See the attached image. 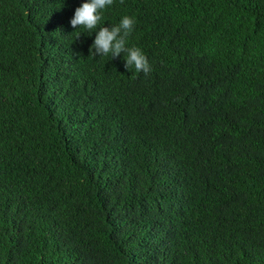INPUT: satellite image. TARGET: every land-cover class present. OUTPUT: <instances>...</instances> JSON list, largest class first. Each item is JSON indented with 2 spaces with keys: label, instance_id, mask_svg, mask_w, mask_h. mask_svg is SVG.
I'll return each mask as SVG.
<instances>
[{
  "label": "trees",
  "instance_id": "trees-1",
  "mask_svg": "<svg viewBox=\"0 0 264 264\" xmlns=\"http://www.w3.org/2000/svg\"><path fill=\"white\" fill-rule=\"evenodd\" d=\"M81 3L0 0V264H264V0Z\"/></svg>",
  "mask_w": 264,
  "mask_h": 264
},
{
  "label": "clouds",
  "instance_id": "clouds-1",
  "mask_svg": "<svg viewBox=\"0 0 264 264\" xmlns=\"http://www.w3.org/2000/svg\"><path fill=\"white\" fill-rule=\"evenodd\" d=\"M114 0H82L76 7L70 25L80 29V33L91 36L95 33L94 40L90 46L93 56L120 57L124 60L127 70L134 69L136 73L149 74L152 66L143 51L138 46H129V37L133 34L136 26V18L131 15L121 16L117 24L104 26V13L110 9Z\"/></svg>",
  "mask_w": 264,
  "mask_h": 264
}]
</instances>
